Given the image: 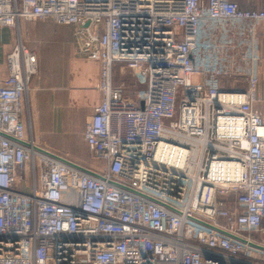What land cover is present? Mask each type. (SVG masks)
I'll use <instances>...</instances> for the list:
<instances>
[{"label": "built area", "instance_id": "built-area-1", "mask_svg": "<svg viewBox=\"0 0 264 264\" xmlns=\"http://www.w3.org/2000/svg\"><path fill=\"white\" fill-rule=\"evenodd\" d=\"M45 19L74 25L76 53L97 68L82 138L101 168L28 136L38 59L20 22ZM229 21L251 23L234 89L221 67L234 36L215 43L207 29ZM260 21L264 6L232 0H0L13 42L0 72V264H264ZM125 66L132 95L114 79Z\"/></svg>", "mask_w": 264, "mask_h": 264}, {"label": "rangeland", "instance_id": "rangeland-1", "mask_svg": "<svg viewBox=\"0 0 264 264\" xmlns=\"http://www.w3.org/2000/svg\"><path fill=\"white\" fill-rule=\"evenodd\" d=\"M20 24L22 38L37 53L38 59V69L30 81V90L24 101L28 136L43 149L101 168V162L92 157L82 138L85 122L92 110L87 93L95 89L89 81L94 82L97 78L96 66L74 53L73 34L68 33L73 30L72 26L71 30L70 26H65L67 24H59L52 19L21 21ZM4 32L3 40H9L10 30L5 29ZM0 49L5 53L9 51H6V45ZM125 68L120 70L118 67L114 79L115 82L122 80L127 86V94L132 95L135 91L134 77ZM224 78L232 82L237 79L235 76ZM73 84L83 85L85 95L68 94L67 88Z\"/></svg>", "mask_w": 264, "mask_h": 264}, {"label": "crops", "instance_id": "crops-1", "mask_svg": "<svg viewBox=\"0 0 264 264\" xmlns=\"http://www.w3.org/2000/svg\"><path fill=\"white\" fill-rule=\"evenodd\" d=\"M232 1H234L238 5V7L241 9H258L261 6H264V0H232ZM65 26H70V27L72 26L73 30L71 27L72 31L68 33L73 34L75 30V26L74 25H65ZM250 28H251V23L247 21H229L225 25L224 29H222L221 27L215 26V25H211V24L208 25L207 27L208 32L210 33V38L215 43H218L219 41H221L222 37L225 34L231 33V35L234 36L233 45L231 47L224 48L221 52V67L225 72L222 80H223V84L227 88H230V89L235 88V85L237 84L236 81L239 80L238 79L239 75L244 73L247 70V67L249 65L248 52L250 49V43H249ZM5 29L8 30V28L0 29V47H2L3 45H6V51H7V49L9 50L11 49L13 42L11 38V33L8 35L9 40H3ZM254 34L256 37H258L256 52L260 57L257 63V71H258V78H259L258 85H257V92L261 98H264V21H260L256 25ZM73 40H74V36H73ZM4 54H5V50L1 51L0 49V72L1 73H5L6 71ZM38 55H40L39 52H38ZM233 76L237 78L234 82L229 81L226 78H224V77H233ZM80 80H84V79L80 78ZM67 89H68V94H71L73 96H77V95L79 96L81 94L85 95L84 90L86 91L83 85L74 86V84L68 86ZM77 92H80V94H78ZM58 94L60 95V92ZM87 94H88L89 99L91 100L90 104L92 105V110H91V113L89 114L90 116L93 112L94 106L98 103L100 99V94L97 89H92ZM259 108L262 111H264V104L259 103Z\"/></svg>", "mask_w": 264, "mask_h": 264}, {"label": "water", "instance_id": "water-1", "mask_svg": "<svg viewBox=\"0 0 264 264\" xmlns=\"http://www.w3.org/2000/svg\"><path fill=\"white\" fill-rule=\"evenodd\" d=\"M87 24H88V22H85L84 26H86ZM36 148L45 151V150L42 149V148H39V147H36ZM45 152H46V153H49L48 151H45ZM50 154H51V153H50ZM55 156L58 157L60 160L66 162V163L73 164L72 161H70V160H68V159H66V158H64V157H62V156H59V155H55ZM81 168H82V167H81ZM82 169L85 170V171H87V172H90V173H92V174H95L94 172H92V171H90V170H88V169H86V168H82Z\"/></svg>", "mask_w": 264, "mask_h": 264}]
</instances>
